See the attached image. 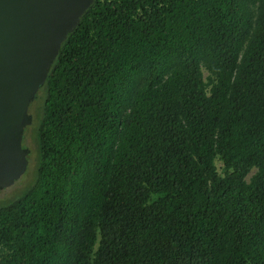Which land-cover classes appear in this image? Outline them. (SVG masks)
<instances>
[{"label":"trees","instance_id":"obj_1","mask_svg":"<svg viewBox=\"0 0 264 264\" xmlns=\"http://www.w3.org/2000/svg\"><path fill=\"white\" fill-rule=\"evenodd\" d=\"M31 108L0 264H264V0H94Z\"/></svg>","mask_w":264,"mask_h":264},{"label":"water","instance_id":"obj_2","mask_svg":"<svg viewBox=\"0 0 264 264\" xmlns=\"http://www.w3.org/2000/svg\"><path fill=\"white\" fill-rule=\"evenodd\" d=\"M94 0H0V190L27 170L23 135L62 44Z\"/></svg>","mask_w":264,"mask_h":264},{"label":"rangeland","instance_id":"obj_3","mask_svg":"<svg viewBox=\"0 0 264 264\" xmlns=\"http://www.w3.org/2000/svg\"><path fill=\"white\" fill-rule=\"evenodd\" d=\"M207 72L203 70V77L206 79ZM31 108V105L29 109ZM32 108L30 109V114L32 113ZM22 144L24 147L28 148L30 150V154L28 156V166L26 172L10 187L4 188L0 190V202L9 201L10 199L17 196L21 191L25 190L29 184L32 182L35 167H36V143L34 140V134L32 129L26 128L24 135H23V141ZM216 167L218 171L220 172L222 169V164L220 162H216ZM256 170L253 169L246 177V181H249L250 177H252L255 174Z\"/></svg>","mask_w":264,"mask_h":264}]
</instances>
